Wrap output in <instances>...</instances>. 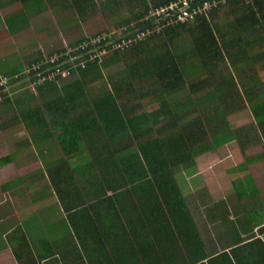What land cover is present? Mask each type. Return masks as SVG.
I'll return each mask as SVG.
<instances>
[{
	"label": "trees",
	"instance_id": "16d2710c",
	"mask_svg": "<svg viewBox=\"0 0 264 264\" xmlns=\"http://www.w3.org/2000/svg\"><path fill=\"white\" fill-rule=\"evenodd\" d=\"M12 1L19 2L23 11L9 16L8 25L22 14L38 13L49 6L70 11L82 22L97 11L105 18L118 17L120 22L114 27L100 31L121 29L123 36H111L117 43L151 31L129 49L113 51L99 63L72 69V76L77 79L63 87V97L43 103L35 110L26 109L22 116L26 123L33 122L40 128L45 127L44 110L50 113L52 128L58 131L57 141L68 158L84 149L82 140H108L109 147H102L107 157L101 162V170L109 169V173H101V180L95 176L86 188L80 186L100 196L99 203L87 214L89 223L96 220L98 228L92 223L91 228L81 226L76 230L78 236L91 237L88 232L94 230L105 240L103 243L98 239L97 243V251L102 254H107L111 242L125 247L115 254L116 264L124 260L123 251L139 254L144 250L158 253L156 264H213L215 261L231 264L226 256L207 260L175 175L180 169L193 167L194 160L206 152L231 142L243 151L252 142L231 131L225 123V117L243 105L257 129L259 138L256 139L264 142V0H226L224 3L215 0L217 6L207 17L201 15L185 23L150 18V13L180 0ZM204 1L208 0H196V3ZM125 9L130 13L125 15ZM217 18L225 23H216ZM88 36L68 46H77ZM224 59L229 67L218 69L216 65ZM120 62L125 69L112 91L99 90L98 98L90 102L91 110L80 117L69 116L68 112L77 106L78 96L74 93H89L86 88L99 78L100 68ZM255 63H260V67ZM62 80L67 79L45 82L36 92L41 90L42 95L47 92L43 96L56 94L57 84ZM182 90H187L189 96L173 104L167 102V97ZM137 94L139 98L148 96L150 102H158L159 109L126 118L128 111L118 101L124 95L136 101ZM8 100L9 97L4 103ZM62 106L66 112H54ZM162 116L166 117V124L154 130L153 127L164 122ZM192 116L196 118L182 124ZM57 117L61 118L55 121ZM93 129L96 134L91 132ZM116 153L122 156L110 161ZM261 160L264 154L244 159L240 165ZM64 183L66 188L73 185L70 181ZM106 191L112 195L102 198ZM100 208H105L104 212L96 214L95 210ZM83 248L88 251L92 247L85 244ZM176 248L178 254L173 252Z\"/></svg>",
	"mask_w": 264,
	"mask_h": 264
},
{
	"label": "crops",
	"instance_id": "0c3cea01",
	"mask_svg": "<svg viewBox=\"0 0 264 264\" xmlns=\"http://www.w3.org/2000/svg\"><path fill=\"white\" fill-rule=\"evenodd\" d=\"M16 4L20 3L0 1V76L21 73L26 65L73 43L71 36L87 25L75 19L70 11L64 13H70L71 18L62 15L56 21V17L47 12L51 9L49 6L38 13L22 14L8 25L10 20L6 19L9 16L23 11L21 8L5 15L6 9ZM11 53L13 55L8 57L13 58L10 59L6 55ZM12 59V67L6 68L4 63L8 64L7 61ZM120 63L100 68L99 78L86 88L89 93H74L78 96L75 100L77 106L68 112L69 116L80 117L91 110L90 102L98 98L99 90L112 91L117 85L116 80L109 78L105 85L101 80L105 79L107 70ZM76 79L77 76H73L70 81H60L56 94L45 96L47 92L42 95L40 90L33 94L25 83H18L11 88L9 100L0 105V163L5 162L0 165V264H116L115 254L126 249L111 242L107 254H102L97 251V243L99 240L105 243V240L94 230L88 232L92 238L78 236L76 232L79 227H88L91 223L98 228L96 220L89 223L87 214L99 203L100 196L80 186L86 188L88 181H94L95 176L101 180V173H109V169L101 170V162L107 157L103 150L107 148L108 140H82L84 149L79 155L68 158L57 141L58 131L52 128L50 113L44 110L45 127L40 128L22 118L26 109L35 110L43 103L63 97V87ZM98 84L100 88L97 91L89 89ZM145 98L147 96L141 99ZM118 102L128 111L126 118L147 113L131 115L135 113L134 108H142L143 105H139V100L137 103L132 101L128 95ZM130 103H136L132 113L128 109ZM63 110L62 106L61 110L54 112H66ZM91 132L96 134L97 131L93 129ZM121 156L116 153L110 161H117ZM233 156L232 161L238 158ZM239 161L231 166L225 159L218 166L211 167L209 176H214V181L202 182V188L196 190L190 203L176 182L207 260L226 256L231 264H264V171L260 168H264V160L245 166L240 165L243 160ZM228 165L229 168L220 169ZM65 181L73 185L66 188ZM111 195L106 191L101 197ZM104 209L94 210L98 214ZM91 218L94 219L93 216ZM60 224H64V228ZM85 244L92 248L84 251ZM144 251L139 254L123 251L121 264H156L158 253ZM173 252L178 254L179 250L176 248ZM220 262L213 264H222Z\"/></svg>",
	"mask_w": 264,
	"mask_h": 264
},
{
	"label": "rangeland",
	"instance_id": "374dc122",
	"mask_svg": "<svg viewBox=\"0 0 264 264\" xmlns=\"http://www.w3.org/2000/svg\"><path fill=\"white\" fill-rule=\"evenodd\" d=\"M0 1H1V3L2 2L3 3L8 2V0H0ZM21 8H22V6L20 4H16L15 6H10L6 9L5 15L6 14L8 15V14L15 12V11H18V9L21 10ZM47 12L54 15V17H56V21L58 18L61 19L60 16L62 17V15L63 16L66 15L65 18H71L70 13L66 14V13H64L65 11H60L57 8H55V9L51 8ZM128 13H130V12L125 9L124 14L126 15ZM1 16H3V15H1ZM108 18L103 17L102 14L99 11H97L94 15L87 17V21L85 22L87 25H84L85 26L84 28L79 29L77 32H75L71 36L72 38L70 40L72 42H74V40L79 39V38L83 37L84 35H91V34L103 31L104 29H106L108 27H114L117 23L120 22V19L116 16L110 17L109 19ZM216 23L224 24L225 22L222 19L217 18ZM65 46H68V45L65 44L63 47H65ZM6 52H7V50H6ZM12 55H13V53L8 54L6 56L8 57V56H12ZM8 58L11 59L13 57H8ZM7 63L8 64L4 63V66L6 68L8 66L12 67L13 59L11 60V62L7 61ZM228 64H229V62L224 59L222 63H218L216 66L218 69H224V68L226 69L229 67ZM255 65L257 68L260 67V63H255ZM124 69H125V66L123 63H120L118 66L117 65L114 66L112 69L106 71V73H105L106 77H105V79L101 80V82H103L105 85L106 84L105 80L107 81L109 78L112 81L117 80L119 78L120 72L123 71ZM71 78H69V81L71 80ZM235 80H236V77H235ZM237 81L238 80H236V82ZM22 83H24V82H22ZM99 88H100V86L98 84V85L91 86L89 89L97 91ZM239 88L241 89L240 86H239ZM136 96L138 98L136 99L135 102L137 103L139 100L140 101L139 105L142 104L143 107L142 108H134L136 103H130L128 105V109L134 108V110H135V113L133 112V114H131V115H136V114L138 115L141 112L149 113V112L157 111L159 109V103L158 102H150L148 96L145 99L139 98L140 94H137ZM188 96H189L188 91L182 90V91H179V92L171 95L170 97H167V102L170 104H173L174 102L182 101V99H184ZM237 106H238V104H237ZM126 117H127V115H126ZM191 118H196V117L192 116V117L186 118L185 120L182 121V124L186 123V121H188ZM165 119H166V117L162 116V120H164V122H162L158 126L156 125L155 127H153L154 130H157V129L161 128L162 126H164L166 124ZM225 123L231 131L238 132L240 135L244 136L245 139L247 138V139L251 140L252 142L249 145L245 146L243 151L239 150V148L235 142L228 143L222 147H218L217 149H213L209 152H206L203 154L202 157L195 159L194 165L192 168H189L187 170H185V169L181 170L180 169L178 172H176V175H175L176 181L178 182V184L182 190V194L185 197V199H187L188 203H190L193 200L194 195L197 193L196 190H199V188H202L201 186L204 183H209V182L214 181V176H209V173L211 171V167L218 166L220 164V162L222 160H225V159H228V161H230L228 163L229 164L231 163V166H234L239 160L241 161V160H244L247 158L255 157V156L260 155V154H264V142H263V140L260 141V139H256V138H259L258 137L259 135L257 134V129L254 128V124L252 122L251 116H250L249 111L245 105L242 106V109H236L232 113L228 114L225 117ZM209 137H210V135L206 139L207 143L210 142ZM232 155H234L235 157H238V158L232 161V158H231ZM228 156H230V158ZM225 167L229 168V165H228V167L222 166V167H220V169L224 170ZM260 168H261V170L264 171L263 167H260ZM53 169L54 168H51L52 171H54ZM202 182H204V183H202ZM54 186L56 189V187H58V182L55 183ZM210 188H211V186H210ZM56 224H59V221H57ZM60 227L64 228V224H60ZM0 239H1V237H0Z\"/></svg>",
	"mask_w": 264,
	"mask_h": 264
},
{
	"label": "built area",
	"instance_id": "2783aa9c",
	"mask_svg": "<svg viewBox=\"0 0 264 264\" xmlns=\"http://www.w3.org/2000/svg\"><path fill=\"white\" fill-rule=\"evenodd\" d=\"M225 1L220 0L221 3ZM216 6L215 0L204 1L201 4H197L196 0H180L150 13V18L155 17L158 22L168 18L170 23H185L201 15L207 17ZM150 34L151 31H147L138 34L134 39L129 37L117 43V39H112L111 36H123L121 29L108 33L100 32L88 36L77 46H65L61 51L44 55L40 60L26 65L21 73L12 77L0 76V105L10 96L11 88L18 83L24 82L29 92L36 93L45 82H56L58 78L69 79L73 75L72 69L77 70L78 67L83 68L85 64L99 63L109 53L129 49L134 42Z\"/></svg>",
	"mask_w": 264,
	"mask_h": 264
}]
</instances>
